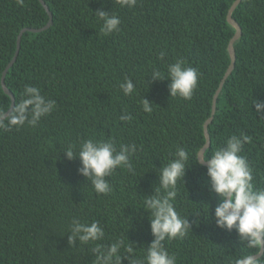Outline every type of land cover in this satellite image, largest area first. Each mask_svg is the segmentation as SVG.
Returning <instances> with one entry per match:
<instances>
[{
    "label": "trees",
    "instance_id": "1",
    "mask_svg": "<svg viewBox=\"0 0 264 264\" xmlns=\"http://www.w3.org/2000/svg\"><path fill=\"white\" fill-rule=\"evenodd\" d=\"M234 1L137 0L130 9L115 0H42L51 25L22 35L4 85L14 106L25 86H35L56 107L35 127L0 129V264H94L96 245L116 241H123L121 264H146L154 237L144 200L155 195L159 171L174 159L177 147L188 152L189 162L174 206L189 230L183 238L163 242L176 264H240L259 252L240 241L235 229L217 226L219 197L211 190L207 167L197 162L205 142L203 124L230 62L227 46L234 29L226 15ZM100 10L119 17L118 32H101L95 14ZM231 17L241 36L207 127L206 151L211 159L232 135L248 136L241 155L254 170V187L264 189V112L254 107L264 103V0H240ZM47 22L38 0L22 5L0 0V78L20 30L40 29ZM177 60L199 72L191 100L171 97L167 69ZM154 71L163 79L153 80ZM125 79L136 88L131 96L119 87ZM142 100L152 105L151 113L143 111ZM9 107L0 85V113ZM125 110L131 122L121 121ZM87 139L111 140L117 150L121 144L137 146L131 157L134 173L124 168L106 177L112 187L107 196L98 195L79 174L80 160L70 161L64 152L69 146L78 150ZM73 218L98 222L104 239L69 245ZM129 246L131 254L125 251ZM255 261L264 264V252Z\"/></svg>",
    "mask_w": 264,
    "mask_h": 264
},
{
    "label": "clouds",
    "instance_id": "2",
    "mask_svg": "<svg viewBox=\"0 0 264 264\" xmlns=\"http://www.w3.org/2000/svg\"><path fill=\"white\" fill-rule=\"evenodd\" d=\"M22 5L23 0H18ZM120 7L134 8L137 0H115ZM96 16L102 22L101 32L107 36L120 30L121 21L115 14H108L100 10ZM166 53H160L163 59ZM168 79L171 80V97L191 100L194 90L198 86L199 72L196 68L185 67V62L177 60L168 65ZM153 80L163 79L159 71L152 73ZM125 96H131L136 88L130 79H125L119 85ZM21 101L7 113H0V129L23 127L25 124L35 127L43 117H47L56 107L55 101L45 98L41 90L35 86H25ZM257 113L264 112V103L256 102ZM145 113H151L153 108L147 100H142ZM123 122H131L133 117L126 110L120 117ZM6 121V123H5ZM250 138L241 133L232 135L226 140V146L217 148L211 154L204 151L197 162L207 165V176L211 190L219 197V204L215 208V219L218 227L232 231L235 229L240 241L245 242L250 249H264V189L254 187L253 168L245 156L241 155L243 145L249 143ZM137 151L134 143L121 144L119 150L111 141L87 139L81 142L78 150L69 146L64 152L68 160L79 159L80 175L91 181L98 195L107 196L112 187L106 180L117 169H128L134 173L131 157ZM189 154L181 147H177L174 159L164 165L159 171V183L155 195L144 200L145 212L150 213V228L154 237L147 248L146 264H176L174 255H169L163 242L175 240L187 235L189 224L181 218L174 206L178 195L177 183L184 180L188 168ZM163 193V194H161ZM69 245L77 239L87 245L104 239L105 233L98 222L81 223L73 218L70 224ZM123 241H116L108 247L96 245L94 264H121L120 250ZM129 254L134 252L132 247H126ZM130 264H141L140 261L130 260ZM247 264H261L260 261L248 260Z\"/></svg>",
    "mask_w": 264,
    "mask_h": 264
},
{
    "label": "water",
    "instance_id": "3",
    "mask_svg": "<svg viewBox=\"0 0 264 264\" xmlns=\"http://www.w3.org/2000/svg\"><path fill=\"white\" fill-rule=\"evenodd\" d=\"M38 1L42 5V7L44 8L45 12L48 15L47 24L44 27L40 28V29H26L25 28V29L20 30V32L18 33V35L16 37V48H15L14 55H13L11 61L8 63V65L5 67V69L3 70L2 74H1V78H0L1 89L4 92V94L7 95L9 97V99H10V107L7 110V112L10 109H12L13 106H14V97L8 91V89L5 87L4 78H5V75H6L7 71L9 70V68L13 65V63L16 60V57H17L18 51H19V47H20V41H21L22 35L24 33H26V32H28V33H39V32H42V31L48 29L50 27V25H51V19H52L51 18V13L48 11L47 7L44 5L42 0H38ZM239 2H240V0H235L233 2V4L230 6V8L228 9V11H227V15H226L227 22L234 29V34H233L232 38L230 39V41L228 43V46H227V52H228V55H229L230 62H229V66H228L227 70L225 71V73H224L222 79L220 80L219 85H218V87H217V89H216V91H215V93H214V95L212 97L210 115H209V117L207 118V120L203 124V136H204L205 142H204L203 147L201 148V150L197 154V160H198V157L200 155H202L203 152L206 151L209 148L210 139H209V135H208V132H207V127L212 122L213 116L215 114L216 100H217V97H218L219 93L221 92L222 86H223L225 80L228 78V76L230 75V73L232 72V70L234 68L235 51H234V48H233V44L240 38L241 29H240L239 25L232 19L231 15H232L233 11L235 10V8L238 6ZM199 163L202 166L207 167L206 164H203L201 162H199ZM263 252H264V249L259 250V252L256 255L244 259L240 264H246L247 261L250 260V259L251 260L259 259L262 256Z\"/></svg>",
    "mask_w": 264,
    "mask_h": 264
}]
</instances>
